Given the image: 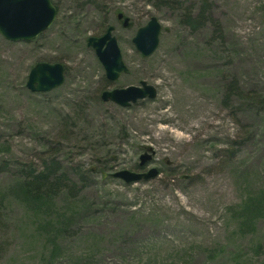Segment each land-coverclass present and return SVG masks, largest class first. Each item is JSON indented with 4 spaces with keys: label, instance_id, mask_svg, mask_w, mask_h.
<instances>
[{
    "label": "rangeland",
    "instance_id": "374dc122",
    "mask_svg": "<svg viewBox=\"0 0 264 264\" xmlns=\"http://www.w3.org/2000/svg\"><path fill=\"white\" fill-rule=\"evenodd\" d=\"M51 1L38 38L0 34V264H264V0ZM152 18L160 43L145 58L133 38ZM110 27L128 69L114 82L88 45ZM39 63L61 64L64 83L31 92ZM142 82L155 99L102 100ZM192 109L214 125L186 119ZM52 163L62 181L27 197L23 173Z\"/></svg>",
    "mask_w": 264,
    "mask_h": 264
},
{
    "label": "water",
    "instance_id": "95a60500",
    "mask_svg": "<svg viewBox=\"0 0 264 264\" xmlns=\"http://www.w3.org/2000/svg\"><path fill=\"white\" fill-rule=\"evenodd\" d=\"M57 17V9L51 0H0V34L12 42L32 41L48 30ZM123 28H131L132 23L122 13L118 14ZM114 27H110L101 38L91 37L88 45L92 47L99 61L106 70L107 78L117 81L121 73H128L123 62L117 39L113 36ZM162 28L156 18L141 28L133 39L136 49L143 57H150L157 50ZM64 67L61 64L39 63L30 72L27 88L33 93H47L64 83ZM157 90L146 82L141 87L131 86L125 89H116L104 92L102 100L112 101L121 107H130L132 104L145 99H155ZM151 157H141V166ZM157 169L146 173L122 171L113 175L126 183H135L141 180L149 181L158 175Z\"/></svg>",
    "mask_w": 264,
    "mask_h": 264
},
{
    "label": "trees",
    "instance_id": "16d2710c",
    "mask_svg": "<svg viewBox=\"0 0 264 264\" xmlns=\"http://www.w3.org/2000/svg\"><path fill=\"white\" fill-rule=\"evenodd\" d=\"M57 166V163H52L50 168L41 171L38 175L31 173H23L22 180L20 183L23 192L27 197H31L36 201L42 200L44 195H51V191H45L57 186V183L62 181L63 176L59 172L53 173L51 170ZM62 176V177H61ZM24 178V179H23ZM34 194V196L32 195Z\"/></svg>",
    "mask_w": 264,
    "mask_h": 264
},
{
    "label": "bare ground",
    "instance_id": "6f19581e",
    "mask_svg": "<svg viewBox=\"0 0 264 264\" xmlns=\"http://www.w3.org/2000/svg\"><path fill=\"white\" fill-rule=\"evenodd\" d=\"M214 11H217V15H214L215 18H218L222 14L225 13V10L223 9V7L222 6H218V5H216L214 7ZM89 22H90V20L89 19H86V24L89 23ZM190 96H192L195 99V105H196L195 108H197V110H201V109L207 108L206 107V104L203 101H198L199 96L197 94L190 95ZM187 111H189V109ZM209 114L212 115L210 111L207 112V114L205 112H201V113L198 114L196 110L192 109V110H190V112L188 113V115L186 114V119H188L189 121H191L193 124H195V123L198 124V126L203 125L205 127L206 126H209L210 127V126H212L214 124H213V122L210 119H208V117L210 116ZM201 133H202V131L198 132V134H201ZM198 136L199 135L196 134L192 138V140L185 141V142H180L179 145H178V147H177V149L179 151H183V152L187 150L186 153H189L190 150H191L190 145L193 143V141ZM151 138L153 139L154 137L151 136ZM154 139H156V138H154ZM162 139H163L162 137H160V136L158 137V140H161L162 141ZM196 164L199 165V166H204L203 159L202 158L196 159Z\"/></svg>",
    "mask_w": 264,
    "mask_h": 264
}]
</instances>
